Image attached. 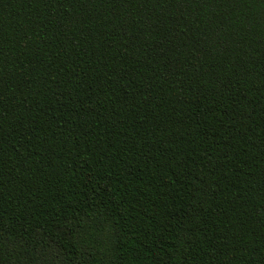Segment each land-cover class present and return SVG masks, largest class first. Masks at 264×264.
<instances>
[{
    "label": "trees",
    "instance_id": "1",
    "mask_svg": "<svg viewBox=\"0 0 264 264\" xmlns=\"http://www.w3.org/2000/svg\"><path fill=\"white\" fill-rule=\"evenodd\" d=\"M0 264H264V0H0Z\"/></svg>",
    "mask_w": 264,
    "mask_h": 264
}]
</instances>
